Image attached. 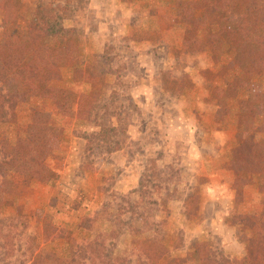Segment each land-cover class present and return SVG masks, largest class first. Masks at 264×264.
I'll return each instance as SVG.
<instances>
[{"label": "rangeland", "instance_id": "obj_1", "mask_svg": "<svg viewBox=\"0 0 264 264\" xmlns=\"http://www.w3.org/2000/svg\"><path fill=\"white\" fill-rule=\"evenodd\" d=\"M5 1L14 10L16 0ZM176 1L20 0L21 15L15 22L10 15L7 28L25 32L40 4L43 21L52 24V7L57 21L74 29L73 62L81 70L76 75L65 61L54 69L50 83L64 89L55 100L14 89L18 100L0 124V138H15L34 111L49 112L52 152L44 161L52 177L42 183L7 174L0 191V264H29L47 248L63 254L60 235L84 217L129 264H144L139 247L153 238L167 248L158 264H195L194 248L204 243L209 253L240 264L244 238L255 236L241 216L258 214L263 204L255 175L244 179L236 168L239 113L252 96L254 111L244 121L254 122L264 155V76L217 93L231 82L239 57L226 50L216 62L204 51H187ZM82 93L93 98L80 116ZM190 193L198 204L186 205Z\"/></svg>", "mask_w": 264, "mask_h": 264}, {"label": "trees", "instance_id": "obj_2", "mask_svg": "<svg viewBox=\"0 0 264 264\" xmlns=\"http://www.w3.org/2000/svg\"><path fill=\"white\" fill-rule=\"evenodd\" d=\"M14 2L16 7L13 10L7 7L5 0H0V6L5 7L0 39V124L7 121L17 103L18 93L14 89H24L32 97L55 100L58 94H64V89L51 85L54 69L65 61L73 64L76 75L81 70L73 62L76 53L74 38L70 34L74 29L65 28L57 21L58 15L50 6L47 7V19L52 24L43 21L45 12L41 4L25 32L15 27L8 29L10 15H13L11 22L21 15L20 0ZM176 6L178 16L186 25L182 43L187 51H204L216 62L221 60L226 50L239 57L231 82L226 89L216 88L217 93L229 94L234 89L245 88L255 75L264 76V0H177ZM209 26H214V29L205 31L204 28ZM87 68L85 66L83 70L86 75ZM87 80L91 78L88 76ZM90 98H93L91 93L80 94V116L88 114ZM240 108L245 111L239 113L242 121H238V134L243 141L236 168L244 174V179L250 174L255 175L263 204L258 214L241 216L242 222L252 228L255 236L244 238L245 253L240 264H264V155L252 131L254 122L244 121L251 120L253 97L243 100ZM247 131L252 132L251 135ZM53 132L50 113L36 110L31 121L15 138H0V176L3 174L0 191L8 173L27 174L42 183L49 182L52 170L44 159L52 152L50 135ZM185 203L188 206L198 204V196L188 194ZM92 230V219L82 218L73 229L63 230L60 235L65 238L63 254L53 248L41 249L31 255L29 264H129L126 256L117 253L113 245L106 242V235L93 234ZM4 236L12 237L5 233ZM139 250L144 264H158L167 248L161 240L153 238L148 245H140ZM209 251L206 243L197 245L193 253L194 263L228 264L227 260ZM164 264L180 263L169 259Z\"/></svg>", "mask_w": 264, "mask_h": 264}]
</instances>
